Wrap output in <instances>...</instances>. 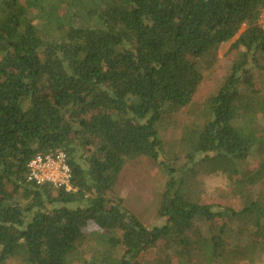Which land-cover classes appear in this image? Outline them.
Returning a JSON list of instances; mask_svg holds the SVG:
<instances>
[{"label":"trees","instance_id":"16d2710c","mask_svg":"<svg viewBox=\"0 0 264 264\" xmlns=\"http://www.w3.org/2000/svg\"><path fill=\"white\" fill-rule=\"evenodd\" d=\"M263 7L0 0V264H264V89L244 81L255 67L264 75ZM236 36L242 60L180 141L182 163H164L165 223L149 227L113 196L124 166L158 159L159 124L192 103L204 67ZM61 150L72 191L27 179L37 154ZM198 165L233 180L244 206L200 202L185 176ZM148 250L158 255L143 261Z\"/></svg>","mask_w":264,"mask_h":264},{"label":"rangeland","instance_id":"374dc122","mask_svg":"<svg viewBox=\"0 0 264 264\" xmlns=\"http://www.w3.org/2000/svg\"><path fill=\"white\" fill-rule=\"evenodd\" d=\"M245 27L242 28V31ZM241 31V32H242ZM232 41L224 43L219 49V59L215 65L206 70L203 69V80L199 86L193 101L188 106L176 111L172 120L159 124V132L164 142L163 149L158 159L139 157L128 160L117 182L113 196L121 198L123 204L134 213L140 221L149 227L161 226L165 219L159 216V208L162 193L168 181V173L164 163H175L180 165L178 155H182L179 143L188 134V128L193 121L200 117L199 111L205 100L217 91L227 76L231 66L242 60L246 51L244 47L232 49ZM244 77L245 83L253 88L264 89V75L260 70L254 68ZM78 153V156L82 155ZM252 160L250 167L256 165ZM193 168V169H192ZM186 180H196L199 186L195 189V197L202 203H223L232 208L240 209L245 204V199L237 196L233 180L223 173L210 174L201 166H191L185 174ZM158 254L154 250H148L142 254L143 261H151ZM7 264H27L24 258L17 257L9 260ZM224 264H262L257 257L254 261L248 259H235Z\"/></svg>","mask_w":264,"mask_h":264},{"label":"built area","instance_id":"2783aa9c","mask_svg":"<svg viewBox=\"0 0 264 264\" xmlns=\"http://www.w3.org/2000/svg\"><path fill=\"white\" fill-rule=\"evenodd\" d=\"M258 25L264 31V7ZM27 179L37 185L49 184L72 191L73 173L68 154L62 150L50 154H37L28 164Z\"/></svg>","mask_w":264,"mask_h":264}]
</instances>
